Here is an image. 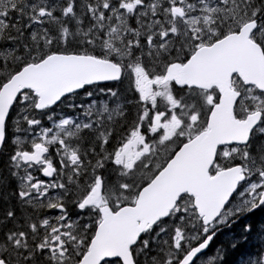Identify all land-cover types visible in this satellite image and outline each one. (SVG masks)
<instances>
[{
  "label": "snow or ice",
  "instance_id": "snow-or-ice-1",
  "mask_svg": "<svg viewBox=\"0 0 264 264\" xmlns=\"http://www.w3.org/2000/svg\"><path fill=\"white\" fill-rule=\"evenodd\" d=\"M238 251L264 264V0H0V264Z\"/></svg>",
  "mask_w": 264,
  "mask_h": 264
},
{
  "label": "trees",
  "instance_id": "trees-1",
  "mask_svg": "<svg viewBox=\"0 0 264 264\" xmlns=\"http://www.w3.org/2000/svg\"><path fill=\"white\" fill-rule=\"evenodd\" d=\"M253 219L254 220H259V219H261V217H260V215L258 214L256 217H253ZM232 232H231V234L233 233V232H235L236 233V231L233 229V230H231ZM237 234V233H236ZM226 236H228V238L230 239V236L228 235V234H226ZM219 245H222L221 244V242L219 243ZM224 245H226V244H224ZM242 251V250H241ZM239 255H240V252L238 251V252H235V253H231L230 255H229V257H228V262H229V264H236V261H237V258L239 257ZM233 262V263H232Z\"/></svg>",
  "mask_w": 264,
  "mask_h": 264
},
{
  "label": "bare ground",
  "instance_id": "bare-ground-1",
  "mask_svg": "<svg viewBox=\"0 0 264 264\" xmlns=\"http://www.w3.org/2000/svg\"><path fill=\"white\" fill-rule=\"evenodd\" d=\"M231 230H233V229H231ZM235 231H236V233H237V235H238V234H239V233H238V230H235ZM222 236H224V237H222ZM230 237H231V235H230ZM228 240H229L228 236L218 234V236H217L216 239L214 240V243H215V245H216V247H217V246H219V243H220V242H221V244H227ZM232 263H233V262H232Z\"/></svg>",
  "mask_w": 264,
  "mask_h": 264
},
{
  "label": "rangeland",
  "instance_id": "rangeland-1",
  "mask_svg": "<svg viewBox=\"0 0 264 264\" xmlns=\"http://www.w3.org/2000/svg\"><path fill=\"white\" fill-rule=\"evenodd\" d=\"M234 230H238V229H236V228H233ZM222 237H224V236H222Z\"/></svg>",
  "mask_w": 264,
  "mask_h": 264
}]
</instances>
